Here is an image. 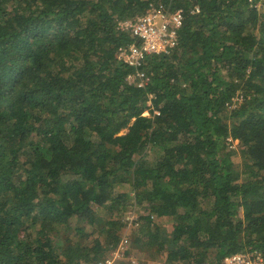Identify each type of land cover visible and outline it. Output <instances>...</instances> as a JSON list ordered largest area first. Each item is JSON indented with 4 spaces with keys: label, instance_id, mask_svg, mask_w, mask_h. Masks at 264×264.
I'll list each match as a JSON object with an SVG mask.
<instances>
[{
    "label": "trees",
    "instance_id": "1",
    "mask_svg": "<svg viewBox=\"0 0 264 264\" xmlns=\"http://www.w3.org/2000/svg\"><path fill=\"white\" fill-rule=\"evenodd\" d=\"M151 3L185 18L139 86L119 24ZM132 205L166 264L264 254V0H0V264L99 261Z\"/></svg>",
    "mask_w": 264,
    "mask_h": 264
},
{
    "label": "built area",
    "instance_id": "2",
    "mask_svg": "<svg viewBox=\"0 0 264 264\" xmlns=\"http://www.w3.org/2000/svg\"><path fill=\"white\" fill-rule=\"evenodd\" d=\"M184 18L185 12L182 8L172 10L163 3H151L143 14L120 22L119 28L134 38L133 42L121 46L117 54L119 61L133 68L127 76L130 83L139 86L149 83L150 76L144 69L145 60L152 55L169 53L178 45L179 30L183 26ZM236 100L241 102V98ZM155 113L160 112L155 110ZM134 215L126 217L129 226L133 221H137L138 216ZM137 224L136 222L135 225ZM128 246L129 240L123 236L107 257L96 262L82 261L80 264H117ZM133 262L138 264L136 261ZM221 264H264V254L259 250L228 254L222 259Z\"/></svg>",
    "mask_w": 264,
    "mask_h": 264
},
{
    "label": "rangeland",
    "instance_id": "3",
    "mask_svg": "<svg viewBox=\"0 0 264 264\" xmlns=\"http://www.w3.org/2000/svg\"><path fill=\"white\" fill-rule=\"evenodd\" d=\"M149 104H151V102H148ZM144 115H150L149 111H145ZM231 147L234 150L233 153V159H239L241 154H242V146L238 143V141H234L233 144L231 145ZM120 190H127L128 189V185H124L121 186V188H119ZM138 207L137 205H132L129 207V209L126 211V216L125 219L127 217V215L132 216L135 214L134 208ZM100 214L102 216H106L105 212H102V210H99ZM137 214H135L134 216H138L139 213H142L143 215H147V210L144 209L143 207L141 208V211L138 212L136 211ZM162 228L164 229V231L166 232L165 235L169 236V234H171L172 232V227H171V223L169 222H162L161 223ZM128 228L125 229L126 233H128L129 235H131V241H130V245H129V254L126 255L125 259H123L122 261H124V263L119 262L117 264H134L133 261L138 262V264H166L163 261H161L159 258L153 257L152 252L149 249H146L144 247L143 241L142 243L140 242L139 244L136 245L135 242V238H136V234H138V230L139 229H134L133 230V226H127ZM60 237H62V239H65L67 237H74L73 236V232H64V229H62V232L60 233Z\"/></svg>",
    "mask_w": 264,
    "mask_h": 264
}]
</instances>
